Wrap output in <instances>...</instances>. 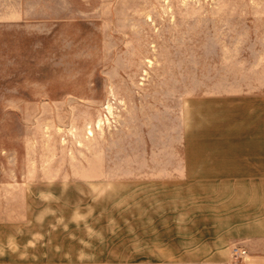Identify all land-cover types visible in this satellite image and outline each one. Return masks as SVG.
<instances>
[{"label":"rangeland","instance_id":"374dc122","mask_svg":"<svg viewBox=\"0 0 264 264\" xmlns=\"http://www.w3.org/2000/svg\"><path fill=\"white\" fill-rule=\"evenodd\" d=\"M220 136L264 141V0H0V264H264V176L184 175Z\"/></svg>","mask_w":264,"mask_h":264},{"label":"crops","instance_id":"0c3cea01","mask_svg":"<svg viewBox=\"0 0 264 264\" xmlns=\"http://www.w3.org/2000/svg\"><path fill=\"white\" fill-rule=\"evenodd\" d=\"M230 137L220 136V146L216 154L202 153L196 157H186L184 175L195 178L202 186H213V190L220 192V184L234 181L241 176H264V141H249ZM254 143L255 147H250ZM252 150H257L256 154L250 156ZM194 179H191L192 182ZM209 187L202 188V191L212 190ZM250 233L241 235L237 233H227L220 236V245L209 248L206 241L208 235H185V242L178 250L170 251V255L196 256L198 258H186L184 260L175 259L170 264H225L229 255L228 242L232 238L251 239ZM264 240V227L263 234ZM198 241V242H197ZM264 248V243H263ZM207 255V256H206ZM223 256V259H208V256ZM200 256V257H199ZM206 256V257H205ZM82 264H106L105 261L87 260ZM144 264V263H137Z\"/></svg>","mask_w":264,"mask_h":264},{"label":"built area","instance_id":"2783aa9c","mask_svg":"<svg viewBox=\"0 0 264 264\" xmlns=\"http://www.w3.org/2000/svg\"><path fill=\"white\" fill-rule=\"evenodd\" d=\"M247 255V249L237 243L232 244L230 249V256L232 264H239V260Z\"/></svg>","mask_w":264,"mask_h":264}]
</instances>
